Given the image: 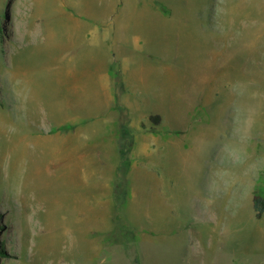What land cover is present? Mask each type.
Here are the masks:
<instances>
[{"label": "rangeland", "instance_id": "obj_1", "mask_svg": "<svg viewBox=\"0 0 264 264\" xmlns=\"http://www.w3.org/2000/svg\"><path fill=\"white\" fill-rule=\"evenodd\" d=\"M3 13L0 264H264V0Z\"/></svg>", "mask_w": 264, "mask_h": 264}, {"label": "bare ground", "instance_id": "obj_2", "mask_svg": "<svg viewBox=\"0 0 264 264\" xmlns=\"http://www.w3.org/2000/svg\"><path fill=\"white\" fill-rule=\"evenodd\" d=\"M53 160L54 161H56L58 164L60 163V160L59 159H57V158H53ZM45 164V163H44ZM44 164H42L40 167V169H44L45 171L49 168V172L50 171H52L53 169H54V167L56 168V165H54V166H52L51 164H46L45 166H44ZM48 165V166H47ZM21 168H22V166H20L19 167V171H18V169H17V176H16V181H20V179H22L21 177H20V170H21ZM59 170V169H58ZM58 173V174H57ZM61 173H62V171H59V172H56V173H54V174H52V175H50V177H47L46 179H43L42 177H40V176H33V175H31V180L32 181H34V183H42L43 185H45L44 187H39V188H41V190H43L46 194H51L52 193V191L54 192L55 190H56V187H59V186H55V185H46L44 182H42V181H49V180H53V181H58L59 182V180H58V178L60 177V175H61ZM20 183V182H19ZM39 186H41V184L39 185ZM32 187V186H31Z\"/></svg>", "mask_w": 264, "mask_h": 264}, {"label": "trees", "instance_id": "obj_3", "mask_svg": "<svg viewBox=\"0 0 264 264\" xmlns=\"http://www.w3.org/2000/svg\"><path fill=\"white\" fill-rule=\"evenodd\" d=\"M0 16L6 17V14L3 13ZM3 30L4 29L0 26V33H2ZM151 119L156 123V125H158L161 121L160 116H153ZM254 207L256 210L257 218H261L264 215V197L256 195L254 198ZM2 253L4 254L5 251H4V248L2 247V244H0V254Z\"/></svg>", "mask_w": 264, "mask_h": 264}]
</instances>
